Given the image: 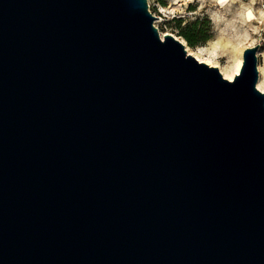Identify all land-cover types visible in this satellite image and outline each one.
<instances>
[{"label": "water", "instance_id": "95a60500", "mask_svg": "<svg viewBox=\"0 0 264 264\" xmlns=\"http://www.w3.org/2000/svg\"><path fill=\"white\" fill-rule=\"evenodd\" d=\"M147 0H0V264H264L259 46L233 81Z\"/></svg>", "mask_w": 264, "mask_h": 264}, {"label": "rangeland", "instance_id": "374dc122", "mask_svg": "<svg viewBox=\"0 0 264 264\" xmlns=\"http://www.w3.org/2000/svg\"><path fill=\"white\" fill-rule=\"evenodd\" d=\"M147 1L150 12L159 18L155 26L160 34H172L182 39L169 27V21L173 18L190 21L207 17L211 39L197 47L209 48L213 42H219L221 58L218 61L222 65H228V60H233L236 51H241L243 55L247 48L258 45L259 80L264 77V0H226L223 4L220 0ZM249 11L253 14L251 18L247 17ZM182 41L187 45L185 40ZM261 88H264L263 85Z\"/></svg>", "mask_w": 264, "mask_h": 264}, {"label": "bare ground", "instance_id": "6f19581e", "mask_svg": "<svg viewBox=\"0 0 264 264\" xmlns=\"http://www.w3.org/2000/svg\"><path fill=\"white\" fill-rule=\"evenodd\" d=\"M226 0H220V3L223 4ZM253 16L252 12L247 13V17L251 18ZM161 38H164V34H160ZM219 42H213L212 45L208 47H196L195 49H189L187 51L189 54L194 56L200 63H205L210 67L219 68L220 72L225 79L233 81L235 75L239 74L242 64H243V55L241 51H236L233 60L227 62L228 65H222L219 63L221 56L219 55ZM264 77L260 78L258 89L264 93Z\"/></svg>", "mask_w": 264, "mask_h": 264}, {"label": "trees", "instance_id": "16d2710c", "mask_svg": "<svg viewBox=\"0 0 264 264\" xmlns=\"http://www.w3.org/2000/svg\"><path fill=\"white\" fill-rule=\"evenodd\" d=\"M169 27L191 48L202 46L211 39L210 21L207 17L190 21L173 18L169 21Z\"/></svg>", "mask_w": 264, "mask_h": 264}, {"label": "built area", "instance_id": "2783aa9c", "mask_svg": "<svg viewBox=\"0 0 264 264\" xmlns=\"http://www.w3.org/2000/svg\"><path fill=\"white\" fill-rule=\"evenodd\" d=\"M155 16V15H154ZM156 17V16H155ZM157 18V17H156ZM159 19V18H158Z\"/></svg>", "mask_w": 264, "mask_h": 264}]
</instances>
